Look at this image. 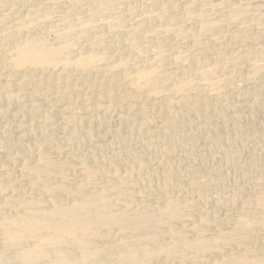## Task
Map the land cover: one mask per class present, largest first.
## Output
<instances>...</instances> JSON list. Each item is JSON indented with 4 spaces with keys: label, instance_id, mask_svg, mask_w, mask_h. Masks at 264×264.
I'll return each mask as SVG.
<instances>
[{
    "label": "bare ground",
    "instance_id": "bare-ground-1",
    "mask_svg": "<svg viewBox=\"0 0 264 264\" xmlns=\"http://www.w3.org/2000/svg\"><path fill=\"white\" fill-rule=\"evenodd\" d=\"M25 1L0 16V264H264V3Z\"/></svg>",
    "mask_w": 264,
    "mask_h": 264
},
{
    "label": "rangeland",
    "instance_id": "rangeland-1",
    "mask_svg": "<svg viewBox=\"0 0 264 264\" xmlns=\"http://www.w3.org/2000/svg\"><path fill=\"white\" fill-rule=\"evenodd\" d=\"M44 1L45 0H43V2ZM121 1H123L121 9H124L126 7L131 6V5H134V2H133L134 0H121ZM179 1H184V0H179ZM39 2H42V0ZM26 3H27V1H25V0H0V16L3 15V13H7L9 11L10 12L15 11L16 9H19L20 7L26 5ZM259 3H264V0H253L252 5H256ZM63 5L65 6L66 4H63ZM14 8H16V9H14ZM262 14H264V6L262 7V9H260L258 11H253V15H255V16H261ZM2 27H4V26H2ZM50 37L53 38V35H50ZM182 42H184V41H182ZM263 73H264V71L262 72V74ZM255 79L256 78H254V80ZM254 80L252 79V81H254ZM200 209L202 211H207L208 213L215 214V215H221L224 213V210L218 205H201Z\"/></svg>",
    "mask_w": 264,
    "mask_h": 264
}]
</instances>
